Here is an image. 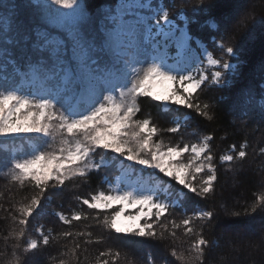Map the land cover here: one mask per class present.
<instances>
[{"label": "snow or ice", "instance_id": "6c2138e0", "mask_svg": "<svg viewBox=\"0 0 264 264\" xmlns=\"http://www.w3.org/2000/svg\"><path fill=\"white\" fill-rule=\"evenodd\" d=\"M205 13L215 31L193 35ZM257 44L264 53L255 0H0V264H238L264 248V224L217 231L215 209L187 211L193 196L215 200L221 167L235 175L255 162L247 141L217 158L214 134L184 136L190 114L211 122L223 108L264 126V59L255 84L235 88ZM206 91L219 95L203 102ZM144 100L185 114L161 126ZM94 178L99 187L75 195L79 210L48 211ZM46 213L62 230L33 223ZM257 213L264 191L244 211Z\"/></svg>", "mask_w": 264, "mask_h": 264}, {"label": "trees", "instance_id": "16d2710c", "mask_svg": "<svg viewBox=\"0 0 264 264\" xmlns=\"http://www.w3.org/2000/svg\"><path fill=\"white\" fill-rule=\"evenodd\" d=\"M125 1V0H121ZM198 0H190V5L197 3ZM16 3L22 5V0H16ZM257 4V11H264V0H255ZM20 12L22 15L26 14V10L21 7ZM189 17L192 13L189 6ZM215 17L211 13H205L199 18V23L190 24V30L193 35H202L205 31L214 32L215 30L208 27L205 29L202 27L207 21L214 20ZM210 37L205 39V43L210 45ZM211 50L212 47L209 46ZM264 59V53L261 52L258 44L253 48V51L250 55L248 64L242 66L243 76L237 81L235 88L239 89L250 84L254 85L255 81L253 80L252 73L257 69L261 63V60ZM219 95L216 91H206L201 96L203 102L212 103L214 97ZM142 109L145 113H151L156 119V122L161 126H170L174 119H182L185 112H174L170 111L167 113H161L157 109L153 102L144 100L142 103ZM175 108L176 106H171ZM191 118L189 120V127L184 133V136L187 138V141L195 142L196 137L192 135L193 130L195 129L200 136L212 133L215 135L214 141V151L219 155L224 154L228 151L229 147L232 144L239 145L247 141L248 147L247 151L249 153L248 160L252 161L255 156V162L251 164L250 167L242 169L238 174H233L226 171L227 165L221 167L218 175L219 181L217 184V195L214 201L204 202L199 200V198H193L187 203V211L190 213L194 210H199L201 208L208 209L213 208L218 214V220L215 222L216 230L221 231L226 226H232L235 228H241L245 226H251L254 229H258L261 224H264V214L257 213L254 215H245V208H248L250 211V206L254 202L255 198L264 191L262 187V172H264V157H260L256 154L259 153L260 148H264V126L258 125L256 122H249L248 127H242L241 121L236 118L232 113H230L226 108L220 109L216 112V119L211 122L204 121L203 118L197 117L194 113L190 114ZM165 142L168 141L169 137L164 136ZM17 146V144H16ZM18 148H21L23 152L29 151V147L26 143L18 144ZM115 172L112 173L113 177ZM7 181L4 178L3 171L0 170V191L4 190V186ZM99 187L96 179L94 178L90 186H81L79 188L70 189L66 192L63 199L57 198L56 203L48 210L51 212L53 209L55 211H64L65 214H68L72 210H79V206L75 200V195L86 196L89 191L94 188ZM225 209L229 212H240L239 217H229L225 214ZM179 218V215H177ZM34 224H44L46 227L56 226L58 230H62L58 222L47 213L39 217L36 221H33ZM84 223L81 222L77 225V228L83 227ZM3 228L0 226V235H2ZM178 237L183 238L181 233L178 232ZM113 247H122L118 241L113 240L111 242ZM3 247L2 239H0V248ZM104 245H92L90 246V251L92 255L97 254V250H102ZM187 247V245H185ZM123 250V249H122ZM152 247L145 245L136 252V256L139 259H144L146 254L149 251H152ZM252 257H247L246 255L242 261L238 264H248V260ZM257 264H260L261 259L256 257Z\"/></svg>", "mask_w": 264, "mask_h": 264}, {"label": "clouds", "instance_id": "9594fccd", "mask_svg": "<svg viewBox=\"0 0 264 264\" xmlns=\"http://www.w3.org/2000/svg\"><path fill=\"white\" fill-rule=\"evenodd\" d=\"M247 257H252L248 260V264H257L256 257H259L261 260H264V248L252 249L249 253L246 254Z\"/></svg>", "mask_w": 264, "mask_h": 264}, {"label": "rangeland", "instance_id": "374dc122", "mask_svg": "<svg viewBox=\"0 0 264 264\" xmlns=\"http://www.w3.org/2000/svg\"><path fill=\"white\" fill-rule=\"evenodd\" d=\"M122 3H124L125 1H121ZM209 51H212V49L210 50L209 49ZM214 55H219V53H214ZM164 86L163 85H156V90L157 91H160L162 88H163ZM185 140L187 141V138L185 137ZM22 142H20V141H17L16 142V144H17V146H18V144L20 145ZM253 230H256V229H254V226H253V228H252Z\"/></svg>", "mask_w": 264, "mask_h": 264}]
</instances>
